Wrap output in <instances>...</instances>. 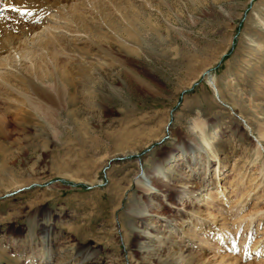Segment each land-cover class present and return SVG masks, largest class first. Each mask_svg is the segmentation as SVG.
Instances as JSON below:
<instances>
[{"label":"rangeland","instance_id":"obj_1","mask_svg":"<svg viewBox=\"0 0 264 264\" xmlns=\"http://www.w3.org/2000/svg\"><path fill=\"white\" fill-rule=\"evenodd\" d=\"M19 1L0 0L1 90L67 87L53 123L0 109V264H264V0ZM38 17L92 77L70 86L42 27L1 32Z\"/></svg>","mask_w":264,"mask_h":264},{"label":"bare ground","instance_id":"obj_2","mask_svg":"<svg viewBox=\"0 0 264 264\" xmlns=\"http://www.w3.org/2000/svg\"><path fill=\"white\" fill-rule=\"evenodd\" d=\"M31 3H26L23 0H20L18 2V4H16L17 6L15 7V10L18 12H23L26 15H30L32 14L34 11H39L38 8L36 7H29ZM44 17H38L37 18V22L41 21ZM80 19L83 21V23L86 20V17L81 15ZM40 23V22H39ZM38 24L37 26L34 25H28L26 21H22V23H12L10 24V27H7V25H4V29H1V32L5 33L4 35L6 37H9L8 40H12L13 37V30L20 32L19 34H21L22 36H28V33L30 32L31 29H34V27H42V30L39 32L40 35L41 33L46 34L48 37V39H45L43 42L45 43L46 47L50 50V53L53 57V59L56 61V63H64L63 66L65 67L66 72H64L63 76L66 80H68L70 86H72V81H73V77L76 76H80L82 78L85 79H89L91 76V68H87L86 66H78L76 69L73 67H68L67 66V60H69L70 58L72 59V55L69 53H66L65 56H61L57 54V50L54 52H51V50L54 47H57V39L58 37H56V35H54L53 37L50 36L53 33L52 31V26L50 25H42ZM39 36V35H38ZM32 41V37L30 38ZM34 40V38H33ZM12 43V42H11ZM11 43H8L7 45L9 46ZM27 44V43H26ZM28 46V45H27ZM105 54L109 55L110 57L114 58L115 60H119V61H123L121 59V57H118L116 55V52L114 54L107 49L104 48L102 46H98ZM86 53H88V51L84 48H82ZM54 50V49H53ZM52 50V51H53ZM16 55V54H15ZM88 55V54H87ZM131 72L134 73L133 70H131ZM49 73L47 71H42L40 76L38 77L39 79H43V78H48L49 77ZM74 75V76H73ZM22 79V78H21ZM20 85L21 86V90L18 91L15 96H16V101L15 103H13V101L15 100H11L12 96L14 95L12 92H10L9 90H7L6 88L1 90L0 88V109L3 110V112L6 114V116L9 118V116H13L15 114V116L18 118V124L19 125H23L26 123L27 121V112L29 111V109L33 110L34 112H36L38 115H40L41 117H43L44 120L48 121L49 123H53V121L55 120L54 116L57 113L58 107H59V103H60V99L61 97L64 95V90L67 87L66 85H64V83L62 82V79H56L53 80L49 86H42L38 83H36L33 80H29V84L26 82V79H23L20 81ZM6 84V83H5ZM74 97H75V89H73L71 87V91H70V95L68 98V104L70 105H74ZM12 107H14V109H12ZM56 121V120H55ZM196 127L199 128V130H203L204 128V123L202 121H198L196 122ZM216 138H214L213 140H216L219 138V133L216 132L215 133ZM262 136H264V134H262ZM259 144V143H258ZM187 149L192 150L191 153L195 154L194 149L196 148V146L193 145L192 141H189L187 144ZM263 146V145H262ZM6 146L4 144H2L0 142V157L6 158L8 155V151L5 148ZM264 150V148H262ZM260 152H262V150H260ZM179 159V158H177ZM263 170V169H262ZM257 177V176H256ZM154 181V180H152ZM208 182V181H207ZM151 183V181H150ZM205 186H209L210 183H205ZM161 187L164 188V190H166V193L169 192L170 190V186L168 185H161ZM202 192V190L200 188L192 190V189H188V188H182V189H175L174 190V196L180 197L183 196V200H182V204L187 200L190 199H196L197 201L201 202H207L208 200L212 199V194L214 193V187H210L209 191L205 193V197L202 198V196L204 195H200L199 193ZM170 195V194H169ZM150 204H152V201H150ZM257 218L258 222L264 221V211H262L260 214L258 212V210L254 213L251 214L250 216V221H249V225L252 222H255ZM192 221H186L185 219H183L181 221V223H186L187 225H191V227H195L196 222L194 219H191ZM264 233V232H263ZM227 237L223 236L222 240L223 242L227 241ZM40 263V262H39Z\"/></svg>","mask_w":264,"mask_h":264}]
</instances>
